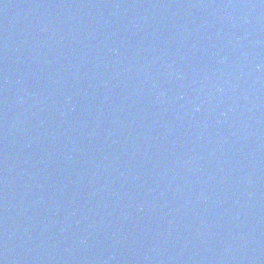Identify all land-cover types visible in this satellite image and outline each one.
I'll list each match as a JSON object with an SVG mask.
<instances>
[{"label": "water", "instance_id": "95a60500", "mask_svg": "<svg viewBox=\"0 0 264 264\" xmlns=\"http://www.w3.org/2000/svg\"><path fill=\"white\" fill-rule=\"evenodd\" d=\"M0 264H264V0H0Z\"/></svg>", "mask_w": 264, "mask_h": 264}]
</instances>
